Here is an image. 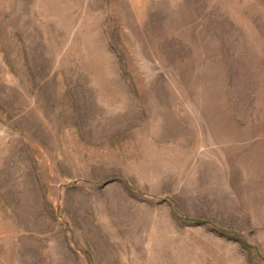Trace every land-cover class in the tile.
<instances>
[{
  "label": "rangeland",
  "instance_id": "374dc122",
  "mask_svg": "<svg viewBox=\"0 0 264 264\" xmlns=\"http://www.w3.org/2000/svg\"><path fill=\"white\" fill-rule=\"evenodd\" d=\"M0 264H264V0H0Z\"/></svg>",
  "mask_w": 264,
  "mask_h": 264
}]
</instances>
